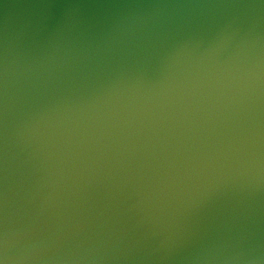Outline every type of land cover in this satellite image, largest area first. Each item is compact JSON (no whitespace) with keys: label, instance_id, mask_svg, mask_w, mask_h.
<instances>
[{"label":"water","instance_id":"water-1","mask_svg":"<svg viewBox=\"0 0 264 264\" xmlns=\"http://www.w3.org/2000/svg\"><path fill=\"white\" fill-rule=\"evenodd\" d=\"M0 264H264V0H0Z\"/></svg>","mask_w":264,"mask_h":264}]
</instances>
